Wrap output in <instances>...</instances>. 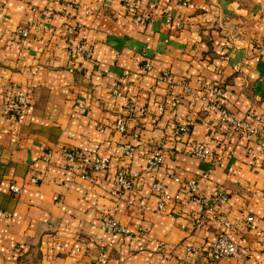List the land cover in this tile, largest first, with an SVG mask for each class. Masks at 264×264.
I'll return each mask as SVG.
<instances>
[{"label":"crops","instance_id":"1","mask_svg":"<svg viewBox=\"0 0 264 264\" xmlns=\"http://www.w3.org/2000/svg\"><path fill=\"white\" fill-rule=\"evenodd\" d=\"M125 3L0 0V264H264L244 222L252 215L264 232L261 138L220 121L207 91L220 87L224 110L237 119L253 112L264 123V0ZM140 13L148 17L137 22ZM84 35L91 59L77 51ZM19 94L26 103L11 117ZM187 117L190 130L175 131ZM121 144L132 158L116 151ZM198 145L220 161L196 157ZM154 148L163 158L150 171ZM66 149L107 156L109 166L83 178L62 157ZM120 169L135 175L128 190L115 182ZM175 178L196 179L205 196L225 191L219 212L229 225L184 194L173 200ZM155 182L171 196L163 209ZM106 217L129 234L105 231ZM220 234L237 244L238 257L206 258Z\"/></svg>","mask_w":264,"mask_h":264},{"label":"built area","instance_id":"2","mask_svg":"<svg viewBox=\"0 0 264 264\" xmlns=\"http://www.w3.org/2000/svg\"><path fill=\"white\" fill-rule=\"evenodd\" d=\"M125 4L132 9H137L139 8L140 0H126ZM146 17H148L146 13L145 14L140 13V14H136L135 19L137 22H140L143 18ZM177 25H179V22H177ZM73 30H74L73 27L67 28L68 32L72 33ZM22 33L25 34L26 30L23 29ZM85 38H86L85 35L82 36V42L77 47V51L83 54L85 58L91 59L90 50L84 47L83 45ZM143 68L146 71L150 70L151 69L150 62L144 61ZM162 76L163 78H168L169 73L164 72ZM118 88L119 87L117 85L113 89V93L115 95H119ZM208 90L212 91L215 95L213 104L216 107H218L221 111L220 121L227 123L235 131L260 136L261 139L257 149V157L264 160V123L260 122L258 116H256L253 112L248 113L247 116L243 119L235 118V116L232 113L227 112L221 107L223 100V92L221 88L218 86L213 88L209 87L207 91ZM194 99L197 100L199 99V97L194 96ZM25 103H26V96L22 94L17 95L10 116L15 117L18 114H20ZM176 105H177V100L173 98L171 102V106H176ZM140 112L144 113L143 108L140 109ZM157 112L158 114H163L164 105L159 104L157 108ZM253 122H255L256 124H253ZM190 125H191V119L190 117H187L184 123L179 124L175 128L176 129L175 131L188 132L190 130ZM115 128L121 132L125 131V124L123 118H118L116 120ZM116 151L122 156H125L127 158L133 157V151L129 144H121L117 146ZM192 153L198 158H207L212 156L214 163H218L220 161V156L210 153L208 150L204 149L202 145L195 146L193 148ZM61 155L68 163V165H72V167L76 166V168L82 172L81 177L83 178H87V171H91V172L103 171L109 166V158L104 155H89V154L76 152L71 149L63 150ZM162 158H163V154L161 153V150L159 148H154L148 160L147 168L150 171L156 170L158 166L161 164ZM134 176L135 175L132 171L126 169H120L115 174V182L121 191L128 190L132 187ZM201 176L203 178H206L207 174L204 173ZM31 180L33 182L35 181L34 178H32ZM175 180L180 182L181 189L180 191L173 194L172 196L173 200H180L182 194H184L187 198L195 202L200 207L216 211L217 213L216 216L217 219L220 221V223L223 225H229L225 215L219 212V208L222 205H224L228 199V196L225 191L217 190L211 196H205L199 192L196 179L192 178L189 180L180 181L178 178H175ZM9 188L14 193L20 192V187L15 184H11ZM152 189L153 192L160 199L158 205L159 208L163 209L165 205L164 203L165 200L169 199L171 196H169L164 191L162 184L159 182H155L152 185ZM244 222L249 230H254L257 238L259 239L260 247L264 249V232L256 228L255 224L253 223L252 215L249 214L246 215ZM194 223L196 226H202L204 224V221L200 216H198L194 219ZM102 228L107 232L118 233L121 235H127L130 232V230L126 226L117 222L112 217L103 218ZM163 247H166V245H164ZM189 249L195 252L194 249L192 248ZM239 255H240V250L237 244L222 234L218 235L205 250V256L209 261H216L221 258L238 257ZM256 257L258 258L259 254H256ZM100 261L104 262L105 259L100 258Z\"/></svg>","mask_w":264,"mask_h":264}]
</instances>
